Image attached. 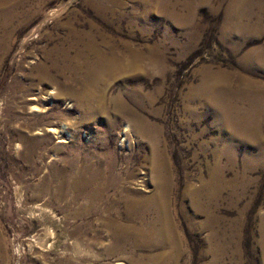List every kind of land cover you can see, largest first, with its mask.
<instances>
[{
    "label": "rangeland",
    "instance_id": "obj_1",
    "mask_svg": "<svg viewBox=\"0 0 264 264\" xmlns=\"http://www.w3.org/2000/svg\"><path fill=\"white\" fill-rule=\"evenodd\" d=\"M0 2V264H264V0Z\"/></svg>",
    "mask_w": 264,
    "mask_h": 264
},
{
    "label": "bare ground",
    "instance_id": "obj_2",
    "mask_svg": "<svg viewBox=\"0 0 264 264\" xmlns=\"http://www.w3.org/2000/svg\"><path fill=\"white\" fill-rule=\"evenodd\" d=\"M0 5H1V2H0ZM106 57L104 56V54L103 53H101V52H98V59H97V64H95L94 66H93V68L95 69H98V68H100V69H107L108 68V66H109V64H107V62L108 61H106ZM88 71H89V73L90 74H92L93 75V72H94V70L90 67L89 69H88ZM43 78H46V76H44L43 74L41 75ZM34 94H37V93H34ZM51 94V93H50ZM49 97V99L50 100H53L55 97H53L52 95H50V96H48ZM28 100H31V101H40V102H44V103H48L49 101L47 100V98L45 99L42 95H40L39 97H37V95H33V96H30L29 98H28ZM31 110H33V111H39V110H41L39 107H38V105H36V104H34V105H32L31 106V108H30ZM44 110V109H43ZM48 129V131H50V132H52L53 134H55V135H58L59 136V131L56 129V128H54V127H52V126H50V127H48L47 128ZM250 130V129H249ZM132 229V228H131Z\"/></svg>",
    "mask_w": 264,
    "mask_h": 264
}]
</instances>
